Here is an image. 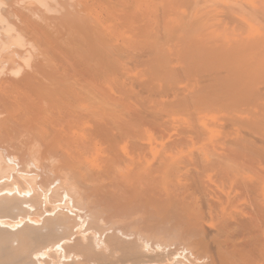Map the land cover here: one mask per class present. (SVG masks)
<instances>
[{
	"label": "bare ground",
	"instance_id": "6f19581e",
	"mask_svg": "<svg viewBox=\"0 0 264 264\" xmlns=\"http://www.w3.org/2000/svg\"><path fill=\"white\" fill-rule=\"evenodd\" d=\"M65 1L67 2V0H13L7 14L11 15V19L9 16V18L0 17L1 25L7 26L6 33L11 37L5 41L10 40L16 48L13 54H8V62H14V65L15 62L23 63V67L18 72H12L17 66H21L16 64L15 69L10 68L9 76L0 75V214L17 216L15 219L0 217V264H24L23 262L30 258L36 260L37 264H68L71 260L75 263L79 262L78 257L81 258L83 254L89 257L88 260H92L94 255H100V261L96 257L98 264H114L112 262H115L114 258L111 261V257L105 254L97 255L94 252L91 245L93 244L91 230L89 229L90 234L82 231L84 224L90 219V214L97 221L100 212H105L110 218L120 213L124 218L134 215L140 225V230L136 232L139 236L145 234L147 230L153 231L156 236L160 234L157 233L159 230L170 229L173 224L183 226L179 232L181 231L184 236L195 233L197 240L188 242L190 248L187 246L184 249V247L180 253L181 256L184 255L181 264H264V147H258L256 144L260 141L245 137L246 134L243 136L236 134L237 136L230 141L232 137L230 134L229 141H223V144L218 143L221 138L216 139L215 136L218 135L212 132L213 135L206 133L210 135L206 136L202 129H195L196 131H191L192 134L188 135L190 131L186 129V133L184 129L181 131L186 134L179 130V136H171L172 139L167 138L166 142L158 143L156 138L159 134L157 136L155 134V139L154 134L145 137L146 131L150 129L155 133L156 129L160 130L164 126L167 130L166 119L172 117L175 111L174 116L177 112L186 113L189 108L188 103L186 105L187 101H182L187 107L186 111L182 110L186 108L183 104L184 107L178 106L177 111L175 105H179L181 103L179 102L174 104V108L166 105L168 111L158 110L162 112L159 113L154 109L160 106L159 103L163 104L158 97L154 99L151 94V99L155 100L154 104L145 103V99H138L141 93L137 97L132 95L133 92L128 93L130 90L126 91L121 78H117L121 85L112 80V76H117L119 71L115 67L121 66L116 60H124L128 53L137 51L132 49L135 43L140 40L158 42L162 40V34L164 35L166 30L168 37H171V33L174 32L171 26L175 23V19L179 17L177 20L181 22L183 19L186 21L187 17L183 16L182 19V15L176 13L175 17L171 10L175 6L170 5L171 2L166 4L168 10L166 13L171 18L166 14V22H164L163 16L153 18L154 14L151 12L153 3L146 0H77L78 3L74 5L81 8L80 14L77 9H74L75 12L74 10L69 12L73 5L66 6ZM250 2L254 9H259L256 6L258 1L250 0ZM262 3L264 8V0H260L259 4ZM54 5H59L60 8L62 5L66 8L69 6L67 14L64 13L65 18L62 17L60 20V17L56 16L61 10H57ZM168 6L173 7L170 9ZM177 6L179 8V5ZM92 8L105 10V18H99L98 15L93 14L95 12L90 13ZM255 11L256 18H259L261 11L256 13ZM96 12L100 14L99 11ZM102 12L104 11L101 10ZM172 16L175 19L169 22ZM71 23L75 24H73L74 29ZM180 25L178 27L177 23L174 29L179 30L182 27ZM67 26H71L72 30ZM117 37H121L122 43L118 39L121 44L114 43L118 41L115 40ZM4 42L0 41L3 44ZM131 44V48H127V45ZM141 54L136 53L135 64L136 61L138 64L142 62L143 54ZM147 55L150 56L145 54ZM111 58H114L116 66L112 64ZM224 65L223 67L229 69V66ZM248 65L252 67L249 63ZM248 65L244 68L246 71ZM218 68L219 72L224 74L225 68L223 70H220L222 66ZM235 70L230 68L229 76L230 73L232 76ZM219 72L215 73L217 78L221 74ZM239 74L236 73L238 76ZM118 75L126 78L123 73ZM132 78L135 80L134 77ZM214 78L212 80H217ZM130 80L128 79V82ZM134 82L131 83L135 84ZM168 85L169 83L165 87ZM197 86L196 89L200 88L199 85ZM242 86L241 90L244 88ZM170 91L174 92L172 89ZM221 92H217L216 95L220 94V98H223L224 94ZM166 93L170 95L169 92ZM166 93L162 94L161 91L160 95L168 97ZM229 97L232 99L231 96ZM239 97L236 95L235 98ZM254 99L256 101V98ZM246 100L249 102V99ZM202 102L207 104L206 101ZM202 102L199 101L198 104L203 106ZM231 103L235 105L234 102ZM211 105L213 102L209 108L205 105L208 109L201 108L209 112ZM215 105L214 109L213 107L212 110L210 109V113L217 108ZM230 105L226 103L225 106L220 107L217 110L218 114L224 111V114L233 115L231 111L233 108ZM255 107H257L256 103ZM237 108L242 109L238 106ZM199 109L198 111H202ZM165 110L172 116L168 117L169 114L167 115ZM191 111H188L189 114L186 113L185 117L187 115L190 117ZM194 113L196 111L193 112L195 117ZM226 114L224 117H227ZM232 119L229 124L233 122ZM233 123L232 126L235 127L237 122ZM259 124L260 121L256 126ZM195 126L197 127V122ZM247 127L243 126V129ZM230 128L232 130V127ZM171 130L168 129L169 132ZM249 133L251 134L252 131ZM158 140L161 141V138ZM9 163L12 165L9 166ZM29 164L35 168L34 171L29 170L31 166ZM36 168L40 172V175L38 173L37 175L42 178L39 179L37 176L38 181L36 176L33 177L31 174ZM64 199L69 206L73 205L76 211L80 210L79 215L75 214L81 222L75 223L74 219L71 220V215L65 211L69 206L55 205ZM103 204L105 207L99 206L98 209L97 205ZM90 205L97 207L92 208ZM81 211L84 213L82 214ZM82 217L86 218L85 221ZM128 222L129 220L125 224L129 227ZM129 223L131 225V222ZM136 225L138 224L134 226ZM88 227L91 228L90 223ZM78 228L81 229L80 236L76 235ZM136 229L134 227L135 231ZM153 240L155 241L154 238ZM115 245L120 248L119 258L121 262L123 261L121 264H174L172 262L174 258L171 257L173 253L165 260H158L157 258L160 256L162 258V255L149 256L137 244V247H134L135 245L125 244L121 240L108 241L107 249L113 251ZM165 246L169 247L168 244ZM199 251L208 254L207 260L197 254ZM90 255H93L92 259ZM87 259L84 261L81 259L80 264H90L83 263L88 261Z\"/></svg>",
	"mask_w": 264,
	"mask_h": 264
},
{
	"label": "rangeland",
	"instance_id": "374dc122",
	"mask_svg": "<svg viewBox=\"0 0 264 264\" xmlns=\"http://www.w3.org/2000/svg\"><path fill=\"white\" fill-rule=\"evenodd\" d=\"M12 1L13 0H0V17H4V18H6V17L9 18L10 17V19H11V15L9 16L7 14L9 12L10 4H11ZM72 1L71 0H67V2L65 1V5L66 6L67 5H69V6L73 5L72 10L69 8V6H68V8H66L64 5H62L61 6L62 8H60L59 5L63 4L62 1H61V4L59 3V5H54V7H56L57 10L58 9L61 10V11H58L59 14L57 13V15H56V16H59L60 17V20H62V17L65 16L64 13L67 14L66 12L68 11V9H70L69 12L70 11H73L74 9H77V10H79L78 13L80 14L81 8H79V6H75L74 5V3H78V1L77 0H72ZM146 1H150V2L153 3V4L151 3L152 4V7H153V10H151V12L154 14L153 15L151 13V15H153V18H155V16H161V17L163 16L164 17L163 18L164 19V22H166V19H165L166 17L165 16L167 14L166 11H168V10H166L167 9L166 7L168 5V2L169 3L171 2L170 5H174L175 7L172 6L174 9H171L172 8L171 6L170 7L168 6V7L171 10H173L172 11L173 14L176 13L177 15H182V19L186 16L187 17V18H185L186 21L184 19L181 22L178 21L177 19H179V17L175 19L176 14L174 15L175 17L172 16V19H170L169 22H172V20L174 21V19L176 20V21H174L175 23L172 24V26L173 25H175V26L172 27L171 24H170L171 30L172 31L174 30L175 33L172 32L171 33V37H168L167 30H166V31H164V35L166 37L162 34V36H163L162 37V40H160L158 42H151L150 40L149 41L140 40L139 42L135 43L133 45L132 49L133 48L134 49H137V51L128 53L126 55V57L124 56L125 58L123 57L124 60L123 59H121V61L119 59L116 60L117 62H120V63H118L119 65H121V66H119L120 69L118 68V66H116L117 63L114 62L115 61V60H113L114 58H111V60H113V62H114V63L112 62V64L116 66V67L115 66L114 67L117 70H119L118 71L119 74L120 73L121 74L123 73V75L125 74L124 76H126V78L128 76H130V77L127 78V82H125V79L126 78L120 77L118 75V73H117V76L114 75L115 78H113L114 76H112V80H113V82L114 81H117L118 84H119L120 82H119V79H117V78H121V80H122L121 83H123V85L126 87L125 88L126 91L127 90H130V92L128 91V93L133 92L132 95L137 96V97H138L139 93H141L142 98L139 95L140 98L138 97V99H143V100L145 99L144 100V102L146 101L145 103H148L149 104V102H150L151 104H154L155 97H158V100H160L163 104H160V103L158 104L159 101L156 100V101H158V102H156V104L160 105L158 107L156 106V104L154 105V106L157 107V108L156 107L154 108V109H156L155 110L156 112L158 110L159 111L164 110V109L167 110L168 108L166 107V105H168V107L169 106H173L172 108H174L175 106H177L176 109L178 111V108H179L178 106L181 107V105L183 104L182 101H187L186 102V105L188 103V105H189L188 107L189 108L187 109V107L184 105L185 104L184 103L183 105L186 108H183L182 110L184 111L185 109H187V112L190 111V110H192L191 111L192 112V115H193V112L196 111V113H194L195 114V117H194V115L193 116L191 115L192 118L194 117V119H195V120L194 119L192 120L191 116L188 117V115H187V117H185V115H186L187 112L185 113V112H182L180 110V112H182V113L177 112V115L178 116L177 115L174 116L176 114L175 113L176 111H175L173 113L174 115L172 116L171 114H169V112H167L168 110L167 111L165 110L167 112V115L169 114L168 117H170V116L173 117V118L170 117L169 119H166L167 120L166 126H168V127H166L167 130L164 128L165 126L162 127V128H160V130L156 129L155 130V133H154V130H153V133H152V131L150 129H148L146 131V134L147 133L148 134L146 135L144 133L145 134V137L152 136L153 134H154V136H155V134L157 136L159 134L161 136L159 137V135H158L157 138L155 136L154 139L156 138V140H157L158 143H160V142L162 143V142H166V140H168L167 138H171V136L172 137H175V135H178L179 136L180 135L179 132L181 130H184L185 129L184 130L185 132L188 130V132L190 131L188 135H191L192 134L191 131L194 132L195 129L196 130L197 129H202L203 133L205 132V135L206 136H210V135H207V134L218 135L219 137L218 136H215V137H217L216 139L221 138V139L218 140V143L219 142H222L223 143V141L224 142H228L229 141L230 134L232 136V137L230 136L231 137L230 138V141L232 139H234L233 137H236L237 136L236 134H238L239 136H243V135L246 134L245 137H248V138L253 139V140L257 139L258 141H260L259 143H256L258 147H264V125H263L264 124V122H263L264 121L263 120L264 119V114H263L264 113V90H263L264 89V78H262V77H264V73H263L264 71H262V70H264L263 69L264 68V66H263L264 65V63H263V61H264V59H263L264 58L263 57L264 56V17H263L264 16V11H263L264 8L262 7L263 3L262 4H259L260 3V0H256V1H258V3H257L258 5H256V6L259 7V9L257 8L258 9L257 10V9H254L253 8V6L251 5L252 3L250 2V0H247L248 3H247V1L245 2V0H152V1L151 0H146ZM66 3H70V4H66ZM177 5H179V8H178ZM63 6L65 8H63ZM252 8L254 10H256V11H259V10L261 11V13L259 12L261 14V15L259 14V18L258 17L256 18L255 14H254V10H252ZM65 9H67V10L65 11ZM97 9L98 8H96V9H93L92 8L91 9L92 11H90V13L95 12L93 14L98 15L99 18L100 17L102 19H103V17L105 18V16H104V15H106V14H104V13H106L105 10H103V9L100 8L102 11H104V12L101 13V10H99V9L97 10ZM62 10H64V11H62ZM95 10L96 11H99L100 14H98V12H96ZM75 11L76 10H74V12ZM256 11H255V13H256ZM169 12L171 13V11H169ZM167 16H169V15L167 14ZM169 17L171 18V16H169ZM63 18H65V17H63ZM12 19H13V17H12ZM183 21H185V22L182 23ZM11 22H13V21H11ZM176 22L178 23V27H179L180 24H181L180 27L182 26L181 28H179V30L177 28L174 29V27H177L176 26L177 25ZM71 24H69V25H71ZM73 24L71 25V26H73L72 29H74V25L76 24V22H75L74 25ZM183 24H185V25H183ZM2 25L0 23V41L4 42L6 39H9L11 37H10V35L8 33H6V27L7 26L5 24H2ZM71 26L68 27V29H71ZM167 28H165V29H167ZM91 29H92V27L90 28V30ZM252 29H253V31H252ZM92 32H94V31L92 30ZM173 33H174V36H173ZM172 36H173V38H172ZM120 38L121 37H119V38L117 37V39L115 38V40H118ZM227 40L230 41L231 43H229ZM120 41H121V39H120ZM117 42L119 44L122 43V41L120 43L119 40L116 41V42H114V43H117ZM9 46H11V47L10 48H6V47H9ZM131 46H132V44L131 45H127V48H131ZM0 47H2V49L0 50V75L9 76L10 75V72H11V71H9V70H11L10 68L15 69L14 68L15 66L21 65V66H17L16 67V70L12 71L13 73L18 72L20 70V68L23 67L22 66L23 63L22 64H17V62H15V65H14V62H8V59H9L8 54H13L16 51V48L13 47V44H11L10 40L5 41L4 44L3 43H0ZM149 49L151 51L152 50L153 51L151 52ZM20 51H21V49H20ZM138 52L140 54L142 52L143 57L145 59L142 57V59H141L142 62L138 64L137 61H136V64H135L134 63L135 62V59H136L135 56H136V53H138ZM146 52H148V53H146ZM152 53H154V54H152ZM145 54H149L150 56L149 57H148V55L145 56ZM123 55H125V54H123ZM154 56H155V58H154ZM183 56H185V57H183ZM254 58H255V60H254ZM126 59H128V60H126ZM184 59H185V61H183ZM260 59L262 60V63H261V60ZM110 61H109V63L111 64ZM5 62H8V63H5ZM129 62H131V64ZM190 63H192L191 64L192 66L190 65ZM218 63H220V64H218ZM223 63L226 64L227 67L229 66L228 67L229 69L230 68L232 70L236 69L235 72L232 74V76H231V73H230L231 78H229L230 76L228 74L229 69H227L226 67H223V66H225ZM232 63H234V64H232ZM248 63L252 67H249ZM188 64H189V66H188ZM246 65H248L247 66L248 71H246L244 69ZM257 65H258V67H257ZM221 66H222V68H220V70L221 69L223 70L225 68V70H223L224 71V74H223V72L221 73L218 70L219 69L218 67H221ZM262 66H263V68L261 70V67ZM187 67H189L190 69L189 68L186 69ZM177 69H179V70H177ZM226 69L228 70V72L226 71ZM181 70H183L184 72L182 71L180 73L179 71H181ZM215 70H217V71H215ZM6 71H8V72H6ZM213 71H215V72L213 73ZM148 72H150V73H148ZM218 72L221 73V74H223L222 77H219L221 75L220 74L218 76V78H217L216 74ZM236 73L237 74L238 73H240V74L242 73V74L241 75L239 74V76H238V75H236ZM224 75H225V77L227 79H225ZM198 76H199V78H198ZM132 77H134L135 80H133ZM131 78H132V80H130ZM166 78L169 79V80H167ZM201 78H202V80H201ZM213 78L214 79H217V80H212ZM128 79L130 80V82H128ZM199 79H200V82H199ZM222 79H224V80H222ZM240 79H241V82H240ZM165 80H166L167 83H169L168 87H165V86H167V83L165 82ZM219 80H220V82H219ZM228 80H230V81H228ZM133 81H135L134 83L137 84V85L131 83ZM224 81H225V83H224ZM117 82H115V83L117 84ZM212 82L215 85H213ZM218 82H219V84H218ZM228 82H229V84H228ZM121 83H120V85H121ZM129 84H131L130 85L131 88H130ZM173 84H174L175 87H173ZM236 84H238V85H236ZM123 85H122V87H124ZM132 85H134V87ZM197 85H199V87H200V88H197L198 90L200 89L199 91L196 89V86ZM218 85H220V86H218ZM221 86H224L225 88L224 87H221ZM241 86L245 88V91H244V88H243V90H241L242 89ZM248 86H249V88H248ZM163 88L164 89L166 88V89L164 90ZM201 88H203V89L201 90ZM218 88H220V90ZM151 89H153V90H151ZM171 89L174 92H171L170 91ZM235 89H237L238 91L240 89L244 93L242 92L243 93L242 94L241 91L238 92ZM229 90L231 91L230 93H229ZM161 91H162V94L164 92L165 93L166 92H169L170 95L166 93V95H169V96L168 97H165V95H164V97H163V95H160ZM220 91H222L221 93L224 94L222 96H223V98L226 101L223 100L222 97L220 98V96H221L219 94ZM155 92H157V93H155ZM217 92H219L218 93L219 96L216 95ZM226 92H227V95L228 96L226 95ZM174 93H176V94H174ZM197 93H198V95H195ZM151 94H153L152 97H154V99H151L152 98L151 97ZM235 94L237 95V97H239V96L240 97L239 98H235L236 97ZM257 94H259L260 96L257 95ZM179 95H180V97H179ZM200 95L203 96V97H201ZM211 95H212V97H211ZM261 95H262V97H261ZM192 96H193V98H192ZM195 96H197V98H195ZM229 96H231V97L233 96L232 99ZM252 96H254V97H252ZM186 97H187V99H186ZM199 97H200V99H198ZM244 97L245 98L247 97L246 99H249V102H247V100ZM147 98H148V100H147ZM169 98H170V100H167ZM182 98H183V100H182ZM189 98L190 99L192 98L191 101H188V100H190ZM194 98H195V100H194ZM219 98H220V100H223V101L218 100ZM229 98H230V100H229ZM254 98H256V101H255ZM135 99H137V98H135ZM149 99H151V100L149 101ZM252 99H254V101ZM197 100H198V102H197ZM208 100H209V104H208ZM257 100H258V102H257ZM151 101H153V102H151ZM193 101H195V102H193ZM199 101L200 102L206 101L207 104H205L204 102H202V105L203 106H201L200 104H198ZM229 101H230V103H229ZM241 101H242V103H240ZM179 102H181V103H179ZM212 102H213V105H211L210 109L212 107L214 109V105L215 104H218L219 102H221V104L219 103L220 104V107H222L223 105L225 106L226 103H227V105H230L231 104L230 106H232L233 103H231V102H234L235 105L233 104L234 106H232L231 108H233L235 110H233V109L231 110L233 112V115H231V113H230V115L232 117H234V118L232 119V117L230 115H227L225 113L227 115V117L225 116L226 119L223 120L225 118L224 117V115H225L224 114V111H222V113L224 115L221 112H220V115H219L218 114L219 112L217 111L220 108V107L218 108L219 104H218V106L215 105V107H217V108L215 109L216 111L214 110V112L211 111V113H210V109H209V112L203 111L204 110L203 108H207V107L209 108V106H210V104H212ZM169 103H172V104L170 105ZM175 103L176 104L179 103V105H175L174 106ZM189 103L191 104V106H190ZM193 103H197L198 105L193 104ZM236 103H238L239 105L236 104ZM255 103H256L257 107H255ZM250 104H251L252 108H251ZM194 105H196V106H194ZM205 105H208V106L205 107ZM237 106L238 107H242L243 110L242 109H239V108L236 109ZM191 107H192V109H190ZM193 107H196L198 109H199V107L200 108L203 107V108H201L202 111H198V109H195V108L193 109ZM170 108H169V110H170ZM261 108H263V110ZM201 109H199V110H201ZM207 109H205V110H207ZM252 109L254 111H252ZM238 111L239 112L242 111V112L239 113ZM166 112H163V113L165 114ZM172 112H173V110L171 111V113ZM202 112H203V114H202ZM247 112H249L250 115ZM159 113H162V112H159ZM183 113H185V114H183ZM214 113H216L217 115L214 114ZM187 114H189V113H187ZM241 114H244V115H241ZM255 114H256V116H255ZM205 115H207V116H205ZM252 115H254V116H252ZM228 117H229V119H228ZM239 117H240V119H239ZM189 118H191V119H189ZM230 119H232L233 122H235V121L237 122L235 124L236 125L235 127H233L234 126V123L233 122H230V124L228 123L230 121ZM247 119H249V120L251 119V120L248 121ZM198 120H199V122H198ZM252 120H253V123H252ZM168 121L169 122H172V123H169ZM225 121H227V122H225ZM245 121H246V123H245ZM259 121H260V124L256 126V123L258 124ZM196 122H197V127L195 126L196 125ZM238 122H239V127H238ZM249 122H251V123H249ZM192 124H194V125H192ZM211 124L212 125H215V126H212ZM247 124L248 125H251V126L249 127ZM252 125H253L254 128L255 127L256 128L254 129L252 127ZM229 126L232 127V130H231V128ZM241 126H242V128H240ZM243 126H244V128L248 126L245 129V130H247L249 128L248 131H245L243 129ZM226 127H228V128H226ZM258 127H260V130L262 128V130L260 131L258 129ZM168 129H172V130L169 132ZM227 131H229V132H227ZM233 131H235V132H233ZM251 131H252L253 134L252 133L251 134L249 133ZM181 132H183V131H181ZM185 132H183V133H185ZM198 132H200V134H203V133H201V130L200 131L198 130ZM216 132L218 134H216ZM245 132H247V133H245ZM168 136H170V137H168ZM160 138H161V141L158 140ZM222 143H221V145L224 144V143L223 144ZM218 146H220V145H218ZM11 165L12 164H10L9 166H11ZM29 165H31L29 170L34 171L33 169H35V168L32 166V164H29ZM35 172H36V174H35ZM35 172H32L31 174L33 175V177L36 176V179L38 181L37 176L40 175V172L37 171V168H36V171ZM37 173H38V175H37ZM38 177H39V179L41 178L40 176H38ZM39 182H41V181H39ZM39 182H37V183H39ZM60 192L62 193L63 191H60ZM58 203L59 204H55V205H58V206H61V207L65 206V205L66 206H69L67 204V200H65V199L62 200V202L59 201ZM95 204H97V203H95ZM92 205H90V206H92ZM70 206L73 207V205H71V204H70ZM70 206H69V209H66L65 208L66 213L68 215H71L70 218H71V220L74 219V222L75 223L81 222L80 219H79V217L77 218V215H79L80 210L79 211H76V208L73 207L74 208L73 209ZM90 206H88V207H90ZM97 206H98V209H99V206H101L102 208L105 207L104 204L103 205H97ZM93 207H95V206H92V208ZM99 212H100V210H99ZM81 213L83 214L84 212L81 211ZM101 213L102 212H100L99 215ZM48 214H50V213H48ZM102 214H103L102 216L101 215L100 216L99 215L97 216L99 219L95 218V219H97V221L94 220V218L90 214V219H89V221H87L84 224V227H83L82 231H84L85 233H88V234H90V232H91L90 235L93 236V238H92L93 244H91V245H92V248H93L94 252L97 255H99V254H105V256L111 257V261L114 258L115 259V262L112 261L114 264H121L123 261L121 262V258H119V257H121V256H119V249H120L119 247H117L115 245V248H113V251L107 249V242L108 241H111V240H121L125 244L133 245V246L135 245L134 247H137L136 246V244H137L140 248L142 247L141 249L144 251V253H147L149 256H154L155 257L156 255L157 256L162 255V258H161V256L159 258H157L158 260H161V259H164L165 260L168 255H171L173 253L171 255V257L174 258L172 260V262L174 264H176V262H177V264L183 263V260L181 258H183L184 255L181 256V254H180L183 251V248L184 247H185L184 249L187 248V246H188L187 244H189L188 242H191L193 240H197L196 239L197 236L193 232L192 233H189L186 236H184L183 233H181V231L179 232V230L183 226L182 225H176V224H173L170 227V229L169 228L168 229L165 228V229L159 230L157 233H160V234H157L156 235L157 237L155 236L156 233L154 232L155 234H153V231H151V230H147V231H145L146 233L143 232L145 234H142V236H139L136 232H137V230L138 231L140 230L139 229L140 228V225H139V222L136 220V217L134 215L125 216V218H126L125 219L124 218V215H122L121 213H120V215L118 214L117 216L114 215L115 217L113 216V218L112 217L110 218V216H106L107 214L105 212H103ZM7 215L0 214V217L6 216V218L8 217L10 219H15L17 217L15 214H10V215L7 214ZM132 216H134V217H132ZM122 218L124 220H126V221L124 222V220ZM85 219H86L85 217H82V220L85 221ZM128 220H129V222H131V225L128 222L129 227L126 225ZM131 220H133V221H131ZM108 222L111 223V224H108ZM117 222H118V224H116ZM122 222H124V223H122ZM89 223H90V227L91 228L88 227V224ZM99 223H100V225H99ZM135 224H138L139 226L136 225L137 226L136 227V226H134ZM123 226L125 228H121ZM130 226H133V227H130ZM127 227L129 228V230H128ZM134 227H135V229L137 228L136 231L134 230ZM78 229L79 230L76 233V235L78 234V236H80L81 235V233H80L81 232V229L80 228H78ZM177 233H178V235H177ZM75 237L76 236L74 235V238ZM151 237H152V240H151ZM153 238L155 239V241L153 240ZM118 244L119 243H117V245ZM165 244H168L169 247H166ZM160 245H163V246H160ZM189 246H188V248H190ZM115 249L118 250V251L117 252L114 251ZM177 249H179V250H177ZM176 250H177V255L175 254L176 253ZM49 253H51V252H49ZM76 254H78V253H76ZM197 254L198 255H201V257H204L206 260L208 258V254L205 251L204 252L203 251H199V252H197ZM81 256H82V254H81ZM85 256H86L85 254H83V256L81 258L79 256L78 258H79L80 261L79 262H76V263L77 264L78 263L80 264L82 261H84L85 259L89 258L88 256H86V257ZM92 256L93 255H90V258ZM115 256H116V258H115ZM84 257H85V259H84ZM96 257H98L99 258L98 261H100V258H101L100 255L99 256H95L94 255V257H92L93 259L91 258L92 260H90V259L88 260L87 259L88 261L83 262V263L98 264V261H96L97 260ZM81 259H82V261H81ZM72 261L73 260L69 261L68 264H76L75 261L74 262H72ZM23 263L24 264H26V263L27 264H31V263L32 264H37V261L36 260H33L32 258H30L28 261H25Z\"/></svg>",
	"mask_w": 264,
	"mask_h": 264
}]
</instances>
